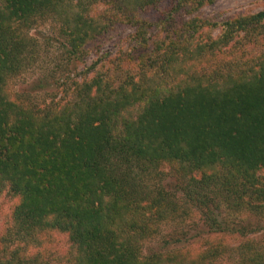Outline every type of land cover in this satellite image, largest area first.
I'll list each match as a JSON object with an SVG mask.
<instances>
[{
	"label": "trees",
	"instance_id": "16d2710c",
	"mask_svg": "<svg viewBox=\"0 0 264 264\" xmlns=\"http://www.w3.org/2000/svg\"><path fill=\"white\" fill-rule=\"evenodd\" d=\"M163 1L0 0V195L17 198L0 264H50L35 250L53 232L67 235L65 264H222L220 245L191 259L142 254L177 217L164 166L206 218L220 207L264 216V10L183 20L214 0H170L160 20L141 15ZM44 17L73 60L115 24L135 28L138 67L94 63L41 108L13 96L9 80L31 56L26 30ZM251 44L261 50L245 56ZM252 248L243 264H264V246L255 258Z\"/></svg>",
	"mask_w": 264,
	"mask_h": 264
},
{
	"label": "rangeland",
	"instance_id": "374dc122",
	"mask_svg": "<svg viewBox=\"0 0 264 264\" xmlns=\"http://www.w3.org/2000/svg\"><path fill=\"white\" fill-rule=\"evenodd\" d=\"M169 2L170 0H164L158 11L149 9L141 15L149 21L160 20L161 12L167 10ZM103 8L104 5L97 6L96 11ZM261 10H264V0H214L194 12L182 14V19L200 17L220 22L238 14H252ZM26 31L31 56L22 70L9 80L8 88L13 96L40 108L52 101L61 100L69 87L92 73L90 67L94 63L97 68L102 65V68L107 69L112 60L117 58L125 67H138L134 56V49L138 48L135 45V28L123 22L115 24L90 43L82 60L70 58L64 38L60 35L59 23L51 17H44ZM157 34L154 30L148 33L150 41ZM217 34L218 29H215L213 36ZM260 50V46L248 45L245 47V56L256 55ZM162 168L164 170L161 177L165 188L176 195L177 217L157 225L156 233L142 242L143 255L179 251L191 259L210 245H220L222 264H243L246 261L242 254L245 251L243 244L248 242L253 246L250 257L255 258L256 249L262 250L261 247L264 246V216L242 209L233 212L220 207L219 210L213 209L219 214L212 215L216 218L215 221L210 220L206 218L202 207L184 202L176 175L168 166ZM16 202L17 198L10 194L0 195V238L11 226ZM41 239L42 246L35 251L42 258H47L46 254L54 255L50 264H65L70 249L67 235L53 232L49 236H41Z\"/></svg>",
	"mask_w": 264,
	"mask_h": 264
}]
</instances>
